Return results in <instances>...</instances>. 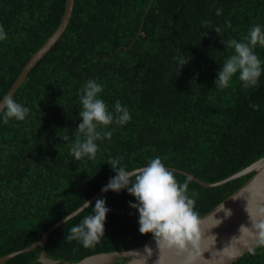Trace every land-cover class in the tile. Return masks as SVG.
I'll use <instances>...</instances> for the list:
<instances>
[{"label": "trees", "instance_id": "1", "mask_svg": "<svg viewBox=\"0 0 264 264\" xmlns=\"http://www.w3.org/2000/svg\"><path fill=\"white\" fill-rule=\"evenodd\" d=\"M149 1L74 0L61 37L15 91L12 98L30 111L23 121L0 123V256L38 240L106 185L115 175L107 164L111 158L120 157L130 171L159 156L165 166L216 182L264 156V74L252 88L236 77L226 89L214 84L218 68L233 54L222 41L241 40L253 25H264V0H152L146 10ZM64 4L0 0V25L7 33L0 42V98L55 30ZM255 51L264 61V48ZM178 55L188 64L179 65ZM89 79L104 85L101 98L110 111L120 101L132 119L123 128L110 126L112 138L97 142L95 159L77 161L59 137L75 139L80 90ZM172 172L179 182L189 181L199 216L253 174L204 187ZM101 197L111 211L99 242L85 248L67 239L70 228L91 213L86 207L48 235V257L77 262L136 248L151 237L138 230V214L129 207L134 197L126 191ZM39 252L37 247L2 264H41ZM231 264H264V243Z\"/></svg>", "mask_w": 264, "mask_h": 264}, {"label": "clouds", "instance_id": "2", "mask_svg": "<svg viewBox=\"0 0 264 264\" xmlns=\"http://www.w3.org/2000/svg\"><path fill=\"white\" fill-rule=\"evenodd\" d=\"M219 14V13H218ZM227 27H231L226 22ZM220 34L222 29H215ZM7 39L4 27L0 25V42ZM225 48L232 49L233 54L227 57L218 68L214 84L218 89L229 87L236 77L247 88L257 86L264 74V61L256 54L257 47L264 48V25H253L241 40L222 41ZM179 65L188 61L179 55L175 57ZM104 85L96 79H89L80 90V122L76 126L75 139L68 135L59 138L69 145V154L77 161L93 160L99 150L98 141H110L115 127L123 128L131 122L132 116L127 106L116 101L114 111H110L101 98ZM0 123L10 120L23 121L29 114V108L16 102L11 97L0 98ZM255 107V106H254ZM115 126V127H110ZM120 157L111 158L107 164L114 171L108 183L101 188L102 193L109 191L120 193L126 191L134 197L129 207L138 214L137 223L142 235H151L158 250H174L177 255L187 254L186 264H195L201 256L200 242L201 217L194 210L195 201L188 195L189 181L179 182L159 156L150 159L141 168L129 171L121 166ZM135 177V179H133ZM85 207L92 209L78 224L70 228L69 241H77L83 247H94L104 236L105 224L111 209L107 206L106 197L96 200L95 204L87 201ZM65 223L70 216H65ZM264 237V222L254 223ZM247 231V228H242ZM264 243V239L261 240ZM150 250V249H149Z\"/></svg>", "mask_w": 264, "mask_h": 264}, {"label": "water", "instance_id": "3", "mask_svg": "<svg viewBox=\"0 0 264 264\" xmlns=\"http://www.w3.org/2000/svg\"><path fill=\"white\" fill-rule=\"evenodd\" d=\"M151 1H149L146 10ZM73 6L74 0H65L64 10L57 27L30 56L3 98L13 97L29 71L61 37L69 22ZM140 29L141 27L137 32L136 38L140 33ZM0 108H2V105H0ZM166 167L171 171L186 175L204 187H214L253 172L252 176L240 187L200 216L202 221V240L200 242L202 254L197 258L195 264H231L264 239V237L259 235V230L253 227L254 223L264 222V156L216 182H205L186 171L170 166ZM102 194L100 189L79 207L69 212L67 216H75L86 208L87 201L92 203ZM65 216L51 224L38 240L33 241L24 248L0 256V264L17 254L28 252L37 247L40 248L38 260L41 264H114L118 258L125 259L121 264H186V253L177 255L174 250L160 251L152 237L136 248L102 251L86 256L77 262L50 258L44 249L45 241L55 228L65 222ZM244 227L247 228V231L242 229Z\"/></svg>", "mask_w": 264, "mask_h": 264}]
</instances>
